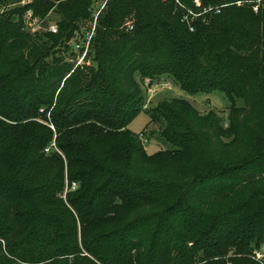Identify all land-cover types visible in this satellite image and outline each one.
<instances>
[{
    "label": "trees",
    "instance_id": "obj_1",
    "mask_svg": "<svg viewBox=\"0 0 264 264\" xmlns=\"http://www.w3.org/2000/svg\"><path fill=\"white\" fill-rule=\"evenodd\" d=\"M199 1L0 0V264H264V0ZM167 76L224 92L228 125L144 108Z\"/></svg>",
    "mask_w": 264,
    "mask_h": 264
},
{
    "label": "rangeland",
    "instance_id": "obj_2",
    "mask_svg": "<svg viewBox=\"0 0 264 264\" xmlns=\"http://www.w3.org/2000/svg\"><path fill=\"white\" fill-rule=\"evenodd\" d=\"M102 0H99L101 3ZM196 4L200 5L199 0H195ZM23 4V3H20ZM17 4V5H20ZM16 5V6H17ZM14 6V5H13ZM98 2L94 5V10L99 8ZM31 13L28 12L26 19L28 29L32 32L35 30H45L47 28L51 29L52 26H56V15H50L45 22H41L38 19H32ZM57 27V26H56ZM92 30H94V25H92ZM91 30V31H92ZM89 31V30H88ZM88 36V35H87ZM87 36L82 37V32L77 33L74 38L72 45L75 43H80L82 46L86 45ZM88 61V59H87ZM149 81H147L148 84ZM145 87V103L144 108H151L155 106L159 101L165 98L178 97L184 98L190 101L196 108L201 112L206 113L210 110H216L218 114L222 117L223 124L228 125V115L230 112V99L224 92L213 91V92H200L197 94H190L182 90L178 85L174 83L172 78L163 77L154 82V85H148ZM237 105H243V101L240 99L236 100ZM129 128L138 134L144 133V138L146 139L145 146L149 153H154L160 149L168 147V143L160 138L157 134L158 125L151 123V117L147 113V110L141 111L129 124ZM256 252L262 254L260 260L264 258V246L258 248Z\"/></svg>",
    "mask_w": 264,
    "mask_h": 264
},
{
    "label": "built area",
    "instance_id": "obj_3",
    "mask_svg": "<svg viewBox=\"0 0 264 264\" xmlns=\"http://www.w3.org/2000/svg\"><path fill=\"white\" fill-rule=\"evenodd\" d=\"M258 7H259V5L256 4L253 8H254L255 11H258ZM51 30L56 31L57 27L56 26H52ZM90 39H91V34L88 35L85 46H82L80 43H76L75 51L77 52V65H79V64L82 65L84 63L89 64V62L86 61V56H87V52L89 50V41H90ZM141 137L143 139V142H145L146 139L144 138L143 134L141 135ZM47 151H49V148L47 149ZM75 188H76V183L74 182L73 185H72V189H75ZM67 189H68V187H67ZM261 257H262V254L257 252V258L260 259Z\"/></svg>",
    "mask_w": 264,
    "mask_h": 264
}]
</instances>
